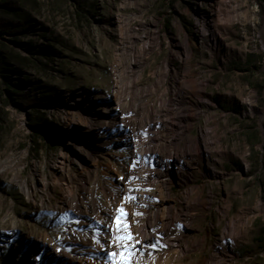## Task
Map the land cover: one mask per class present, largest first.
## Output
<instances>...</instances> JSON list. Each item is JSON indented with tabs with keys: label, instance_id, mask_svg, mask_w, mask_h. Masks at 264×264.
<instances>
[{
	"label": "rangeland",
	"instance_id": "rangeland-1",
	"mask_svg": "<svg viewBox=\"0 0 264 264\" xmlns=\"http://www.w3.org/2000/svg\"><path fill=\"white\" fill-rule=\"evenodd\" d=\"M28 8L9 79L36 103L0 81V264H264V0ZM162 107L168 126H150ZM156 129L172 165L136 154ZM167 212L168 233L114 246Z\"/></svg>",
	"mask_w": 264,
	"mask_h": 264
},
{
	"label": "bare ground",
	"instance_id": "bare-ground-1",
	"mask_svg": "<svg viewBox=\"0 0 264 264\" xmlns=\"http://www.w3.org/2000/svg\"><path fill=\"white\" fill-rule=\"evenodd\" d=\"M231 1L232 0H224V4L227 5V3L229 4V2H231ZM215 40H217V36L215 37ZM184 48H185L184 52L189 54L190 53V44L187 43ZM138 77H140V76H138ZM132 83H133V87L137 88V86L135 84L136 82L133 81ZM130 89H131V87H130ZM137 89L140 92L139 94H143L144 92L147 91V90L141 89L139 87ZM134 92H137V91H134ZM122 99H123V97H121V96L118 97L117 104H114L113 106H110L109 108H107V112L112 114V115H118L119 116V114H120L119 111H121L120 109L122 106ZM137 108H139V104L137 105ZM163 108L164 107H162L160 110L150 109V117H149V125L150 126H152V125L156 126V127L161 126V125H164L165 127L168 126V124H169L168 120L170 118L168 119V111L166 109H163ZM164 110L166 112L164 115H162L161 112ZM100 124H101V121H99L98 123H94V125H100ZM156 130H157V133H156V136H154L155 138L153 139L154 143L146 142V141L141 142V144L137 145L136 154L142 156L143 158L148 157V156H150L152 158L157 157L159 162H161L164 165V167L167 165H172V162H173L172 157L174 155H172V154L169 155V146L171 144H175V141H174V139L170 140L164 133L161 132L162 131L161 129H160L161 131H159V129H156ZM175 145H177V144H175ZM222 148H221V150H222ZM192 150H193V144L190 143L182 151H180L179 148L177 147L175 149V155H177L180 158L181 153L187 154V153L191 152ZM166 170L168 172L169 168L167 167ZM163 186L167 189V191H169L170 186H169L168 181L165 179L163 180ZM172 222H173V217L171 214H169V212H167L166 215L162 219H161L160 215H158L156 213L154 215V217L150 220V222L148 224L144 225V231H148V234L147 233L143 234L141 241L138 242L137 245L141 246V245H146L149 242H153L155 240V235H154L155 233L153 231L158 230V228L160 226L164 229L163 230L164 232L168 233L170 230ZM125 233H126V231H125ZM123 234H124V232H123ZM72 264H77V263H76V261H73Z\"/></svg>",
	"mask_w": 264,
	"mask_h": 264
},
{
	"label": "trees",
	"instance_id": "trees-1",
	"mask_svg": "<svg viewBox=\"0 0 264 264\" xmlns=\"http://www.w3.org/2000/svg\"><path fill=\"white\" fill-rule=\"evenodd\" d=\"M29 6H33V0H0V81L3 90L11 100L17 105L27 103L28 105L36 103L33 99L27 97V92L17 87L9 79L14 62L25 65V58L20 59L15 53L11 43L17 40H8L7 36L18 37L31 22L32 12ZM50 57V56H49ZM33 101V102H32ZM33 106V105H32Z\"/></svg>",
	"mask_w": 264,
	"mask_h": 264
},
{
	"label": "snow or ice",
	"instance_id": "snow-or-ice-1",
	"mask_svg": "<svg viewBox=\"0 0 264 264\" xmlns=\"http://www.w3.org/2000/svg\"><path fill=\"white\" fill-rule=\"evenodd\" d=\"M119 223V220H118ZM123 228H121V230L117 233L114 234V241H118L119 244L118 245H114V246H119L121 249V252L125 251V249H127L129 252L134 251V245L135 243H138L135 240L130 239V237L122 235ZM150 247H155V245H148ZM116 255L115 252L110 254V258L114 257Z\"/></svg>",
	"mask_w": 264,
	"mask_h": 264
}]
</instances>
